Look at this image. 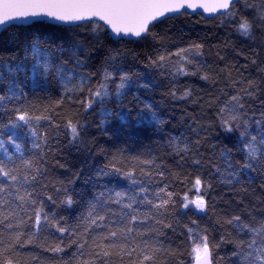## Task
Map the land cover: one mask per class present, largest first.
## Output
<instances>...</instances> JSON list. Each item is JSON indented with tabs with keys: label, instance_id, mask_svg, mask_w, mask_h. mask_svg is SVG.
Here are the masks:
<instances>
[{
	"label": "snow or ice",
	"instance_id": "6c2138e0",
	"mask_svg": "<svg viewBox=\"0 0 264 264\" xmlns=\"http://www.w3.org/2000/svg\"><path fill=\"white\" fill-rule=\"evenodd\" d=\"M198 9L250 43L245 63L203 42L167 49L163 29ZM47 21L58 26L51 34L31 31ZM0 28L28 30L22 52L0 56V264H45L33 249L62 264H184L185 241L190 264H264V107H252L264 94V0H0ZM133 45L156 50L144 66L171 77L165 96L212 110L207 125L189 117L191 136L170 137L175 169L144 145L168 121L155 100H140L158 83L132 70L142 62ZM249 65L259 80L244 75ZM189 76L210 86L204 95L176 87ZM129 96L139 111L125 103ZM94 113L92 137L104 138L97 149L115 151L99 166L85 161L56 178L65 147L86 151ZM213 130L222 147L211 145L206 156ZM133 144L148 150L126 156ZM214 179L245 194L231 210L216 211ZM174 236L184 240L174 244Z\"/></svg>",
	"mask_w": 264,
	"mask_h": 264
},
{
	"label": "trees",
	"instance_id": "16d2710c",
	"mask_svg": "<svg viewBox=\"0 0 264 264\" xmlns=\"http://www.w3.org/2000/svg\"><path fill=\"white\" fill-rule=\"evenodd\" d=\"M56 27L58 26L46 23L43 27L38 29L33 28L31 31H38V33L47 36L51 34ZM163 30H165L168 34L166 46L167 49L171 51H174L178 46H187L193 41L203 42L206 45V48L211 47L213 52L220 50L222 54H225L227 58L232 60L233 63H236L238 66L245 63L244 57L250 51V43H246L244 38L239 37L235 31L231 30L228 26H221V20L219 19H206L202 15L195 14L191 17H181L174 19ZM27 33V29H11L9 31L3 30L2 33H0V56H12L17 50L18 46L22 52V41L24 40ZM132 47L135 48L142 61L141 63H138L132 70L139 71L144 75H148L154 78L158 83V90L153 91L150 95L141 90L139 93L140 100L144 102L155 100L160 105L164 119L168 121V123L163 126L164 131L153 136L150 141H144V145L150 146V150H152L153 155L158 157V162L162 160L169 167L175 169L179 157L175 156L171 152V148L168 144L170 137L172 135H180L182 132L191 136L192 133L187 128V124L191 123V119H189V117L191 116L192 118H199L202 124L207 125L212 119V110L205 109L202 113L199 107L196 105L181 101H172L169 97L165 96V91L171 86L169 84L171 77L167 76L166 73L162 76L160 73L164 71L163 69L151 67L146 68L144 66L146 63V61L143 60L145 54L155 57L157 55L156 50L154 48H144L139 45H133ZM208 58L213 59L214 57ZM172 59L175 60L176 58L173 56ZM244 75L246 77L251 75L254 79L259 80V73L255 71L254 66L249 65L248 69L244 71ZM178 80L179 82L176 84L177 88H183L185 85H188L194 90L199 91L200 95H204V89L210 87L197 77H179ZM53 98L56 97L54 96ZM28 99L34 100L38 104L41 102H46V99L43 96L36 97L32 94L29 95ZM262 100H264V94L258 96L252 105L253 109L256 110L257 113L262 107H264ZM125 103L129 106L136 104L137 108L134 109V111H139V109L142 107V105L138 101L133 100L131 96L128 97ZM63 116L64 113H61V118ZM61 118L57 119H60V122L63 123ZM99 119L98 113L88 116L87 123L90 124L91 127L85 145L81 146L85 148L86 151H79L70 147L64 148L63 155H61L59 159L61 163H63L65 160L67 163L65 164L64 168L53 165L52 171L56 178L65 180L64 173L66 169L71 168L72 171H75L76 167L82 166L85 161L90 167L99 166L106 162L105 156L107 155V152L115 151V148H111L108 144L104 145V148L106 149V152L104 153L97 149V142L101 139H104L99 136L95 138L92 137V133H96L99 130L97 127ZM202 135H204V133H202ZM206 136L209 143L204 144L203 148L205 150V155L209 156L211 155V145H215L217 148L222 147V145H220L216 139L215 130L206 133ZM62 139L66 140L67 137H62ZM145 146L133 144L129 147V150L127 153H125V155L130 157L139 153H143L148 150ZM230 146L231 145H229V147ZM219 155V152H217L215 154V158L217 159L218 163L222 164L223 161L219 159ZM213 182L216 184V191L221 192V195L217 196L216 201V211L218 213L231 210L235 203L233 198L238 199L239 197L245 195L244 193L230 191L228 187L218 184L215 179ZM187 187L188 186L182 188L180 186H176L175 190L178 194L183 195L185 192H187ZM188 194L192 195L191 192H188ZM191 218L198 219L195 216H192ZM183 222L188 223L189 219L185 217ZM200 223L203 227L206 223H210V221L201 220ZM212 235L218 236L219 234H210V239ZM182 240H184L183 237H173L174 244H181ZM182 247L185 249L184 264H190L191 257L188 255V244L186 241L182 244ZM230 248L231 246H228V249H221L222 254H224L226 251H229ZM24 251L27 252L28 249H25ZM69 251H71V249H66V253ZM32 255L40 256L41 259L45 261V264H62V262L57 259V254L52 252H45L41 249H33ZM26 259H29V264H35V262H32L30 258Z\"/></svg>",
	"mask_w": 264,
	"mask_h": 264
},
{
	"label": "water",
	"instance_id": "95a60500",
	"mask_svg": "<svg viewBox=\"0 0 264 264\" xmlns=\"http://www.w3.org/2000/svg\"><path fill=\"white\" fill-rule=\"evenodd\" d=\"M197 12H198V13H201L200 15L204 16L206 19H211V18H213V17L209 16V14H207V13H202V10H199V9H198ZM193 15H195V14H193ZM46 23L51 24V25H55V24H53V22H51V21H47ZM56 26H57V25H56ZM3 30H4V29L0 28V33H2Z\"/></svg>",
	"mask_w": 264,
	"mask_h": 264
}]
</instances>
